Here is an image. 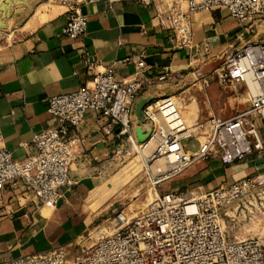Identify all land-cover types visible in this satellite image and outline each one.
<instances>
[{
    "label": "crops",
    "instance_id": "1",
    "mask_svg": "<svg viewBox=\"0 0 264 264\" xmlns=\"http://www.w3.org/2000/svg\"><path fill=\"white\" fill-rule=\"evenodd\" d=\"M81 9L88 17V25L86 33L77 38L62 32L70 12L61 4L52 6L43 20L34 15L22 22L13 38L0 37L2 146L19 159L35 153L34 136L56 124L48 112L50 97L78 91L91 80L92 71L83 60L86 54L97 61L96 70L114 64L121 81L135 77L137 62L144 54L146 68L142 72L146 83L132 104L133 120L128 132H122L108 118L86 114L77 129L83 142L71 164L74 184L62 189L55 206L32 198L20 182L0 188V261L74 244L82 233L111 215L121 198L115 186L116 182L121 184L115 178L117 161L129 155L141 144L140 138L151 131V123L143 116L148 101L176 93L192 82L194 91L204 93L203 111L211 106L240 109L245 95L228 93V88L238 84L212 73L206 85L199 74V78L193 77L196 59L205 47L210 49L206 57L209 63L232 45L264 41V21L242 26L225 9L200 11L192 16L190 48H178L169 40L153 6L122 0L110 6L104 2L86 4ZM205 115L200 112L197 117L203 119ZM258 127L261 149L228 163L220 158L206 160L203 167H193L179 180L160 182L158 191L182 194L181 189L206 180L213 179L216 187L229 186L260 174L264 171V126Z\"/></svg>",
    "mask_w": 264,
    "mask_h": 264
},
{
    "label": "built area",
    "instance_id": "2",
    "mask_svg": "<svg viewBox=\"0 0 264 264\" xmlns=\"http://www.w3.org/2000/svg\"><path fill=\"white\" fill-rule=\"evenodd\" d=\"M52 1L68 7L70 16L62 32L77 38L87 31L88 17L82 12L83 5L104 2L110 6L122 0ZM136 1L156 9L160 26L178 48L192 46L191 19L200 11L225 9L242 26L264 21V0ZM209 53L210 49L205 47L196 59L192 72L195 78H199L198 71L208 63ZM143 58L144 54L137 62L135 77L121 81L114 64L96 70L97 61L84 55V64L92 71V78L78 91L50 97L48 112L56 124L34 136L35 153L15 158L2 146L0 126V188L20 182L32 198L55 206L62 189L74 184L71 164L81 152L83 140L77 129L86 114L92 112L108 118L122 132L129 131L132 104L146 83ZM217 59L221 60L220 64L200 76L203 82L207 85V76L213 73L231 83L245 84L250 105L229 118L210 116L200 125L205 140H199L198 148L191 151L184 148L183 141L195 134L182 117L174 96L148 101L143 116L151 123L149 136L156 135L158 139L150 159L167 152L176 156L167 171L150 178L154 186L183 173L197 161L217 157L228 163L262 148L258 125L264 126V41L232 45ZM249 83L256 86L255 91ZM157 116L164 122V127L159 129ZM129 137L133 143L134 139ZM255 186L254 178L247 177L208 191L187 190L184 194L156 191V197L142 208L115 209L104 221L82 233L74 244L1 260L0 264H264V239L232 238L224 217L228 206Z\"/></svg>",
    "mask_w": 264,
    "mask_h": 264
},
{
    "label": "rangeland",
    "instance_id": "3",
    "mask_svg": "<svg viewBox=\"0 0 264 264\" xmlns=\"http://www.w3.org/2000/svg\"><path fill=\"white\" fill-rule=\"evenodd\" d=\"M58 4L59 3L52 0H3L2 4L0 5V11L2 12L1 24H4L5 26L0 27V37L13 38L14 31L20 27L22 22L28 20V18H31L34 15L38 16L40 20H43L45 19V14L47 11L52 6ZM212 76L216 77V74H213ZM195 87L196 86H193L192 82H189L187 85L180 88L176 93L171 94L174 96V100L177 102L182 117L195 134L194 137L183 141L184 148L191 151L197 148L199 140H205L202 137L200 125L204 123L210 116L213 114H219L224 117H229L236 114L237 112L242 111L243 109L241 110V108L248 107V103H250L246 99L250 97L247 87L245 84H238V87L236 88H228V93L232 95L236 91L245 95V98L240 104V109H215L211 106V108L203 111L202 99L205 96L202 90L194 91ZM200 112H206V115L203 117V119H198L197 117L198 113ZM157 129H159V125H157ZM147 140L148 139H146V141ZM154 140L155 142L153 143L151 150L148 152L146 151L147 149L143 150L142 146H137L129 155H126L125 157H119L115 171V178L120 181L121 184L116 182L115 186L117 188V192L121 194V198L120 201L115 204V209L123 207L124 209L126 208L129 210H136L144 207L154 197H156V191H158V189L157 186L152 184L150 178L154 175L167 171L170 167L169 164H167L164 165L165 167L160 166V169L156 168L157 171H155L154 167V170L149 169L152 168L151 166L155 163V160L150 159L152 156L151 154L156 149L158 144V140L155 137ZM146 141H143V143ZM143 143L141 142L140 145ZM141 152L143 155L148 156L147 163H145ZM213 159L216 160L217 157H213L212 160ZM205 161L206 160H200L193 163L183 173L171 178V180L169 179L164 181V183L179 180L186 171L193 169V167L197 168L199 165L202 166ZM253 178L256 186L240 200H236L231 205H229L225 211L224 217L227 230L232 238L257 236L264 239V171ZM118 187L120 189H118ZM214 188H216V186L213 182V179H210L189 186L187 189H189L191 192L193 190L208 191ZM187 189H181L182 194L186 193ZM153 195L155 196L153 197Z\"/></svg>",
    "mask_w": 264,
    "mask_h": 264
},
{
    "label": "bare ground",
    "instance_id": "4",
    "mask_svg": "<svg viewBox=\"0 0 264 264\" xmlns=\"http://www.w3.org/2000/svg\"><path fill=\"white\" fill-rule=\"evenodd\" d=\"M3 26H5V25H3V24H0V27H3ZM249 86H250V88L253 90V91H255L256 90V86L255 85H253L252 83H249ZM158 117V116H157ZM158 124L157 125H159V126H163L164 127V122L162 121V119H161V117H158ZM154 137L157 139V137H156V135L155 136H152V137H148L147 139V141L146 142H144L143 143V141H142V149L143 150H145V149H147L146 151L148 152L149 150H151V147H152V145H153V143L155 142V140H154ZM150 138V139H149ZM158 140V139H157ZM138 146V145H137ZM139 147H140V145H139ZM141 149V148H140ZM141 154L143 155V153L141 152ZM146 155H148V154H146ZM152 155V154H151ZM143 157H144V161H146L147 159H148V156H145V155H143ZM150 157V156H149ZM175 154H173V153H170V152H167L166 154H162V155H158V156H156V159H155V163H154V165H150L152 168H149V169H153V167H154V169H155V171H157V169L161 166H163V167H165L164 165H167V164H169L171 161H173L174 159H175ZM160 167V168H161ZM157 168V169H156ZM159 168V169H160ZM153 169V170H154ZM155 195H153V197H154ZM152 199V198H151Z\"/></svg>",
    "mask_w": 264,
    "mask_h": 264
},
{
    "label": "water",
    "instance_id": "5",
    "mask_svg": "<svg viewBox=\"0 0 264 264\" xmlns=\"http://www.w3.org/2000/svg\"><path fill=\"white\" fill-rule=\"evenodd\" d=\"M221 60L217 59L215 61H211L207 64H205L198 72L200 76L207 74L208 72L213 71L219 64ZM149 137V134L146 135L145 137L140 138V141H145Z\"/></svg>",
    "mask_w": 264,
    "mask_h": 264
}]
</instances>
